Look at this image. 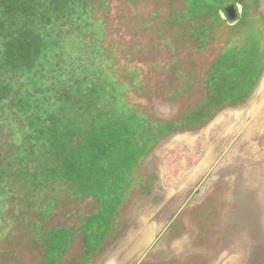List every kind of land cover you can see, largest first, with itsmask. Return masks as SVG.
Wrapping results in <instances>:
<instances>
[{
    "label": "rangeland",
    "instance_id": "obj_1",
    "mask_svg": "<svg viewBox=\"0 0 264 264\" xmlns=\"http://www.w3.org/2000/svg\"><path fill=\"white\" fill-rule=\"evenodd\" d=\"M0 264H264V0H1Z\"/></svg>",
    "mask_w": 264,
    "mask_h": 264
},
{
    "label": "water",
    "instance_id": "obj_2",
    "mask_svg": "<svg viewBox=\"0 0 264 264\" xmlns=\"http://www.w3.org/2000/svg\"><path fill=\"white\" fill-rule=\"evenodd\" d=\"M226 13L230 20H235L238 17V10L235 5H230L226 8Z\"/></svg>",
    "mask_w": 264,
    "mask_h": 264
},
{
    "label": "trees",
    "instance_id": "obj_3",
    "mask_svg": "<svg viewBox=\"0 0 264 264\" xmlns=\"http://www.w3.org/2000/svg\"><path fill=\"white\" fill-rule=\"evenodd\" d=\"M1 1V0H0Z\"/></svg>",
    "mask_w": 264,
    "mask_h": 264
}]
</instances>
